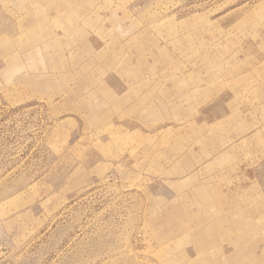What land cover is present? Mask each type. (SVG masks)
Segmentation results:
<instances>
[{
	"label": "rangeland",
	"instance_id": "374dc122",
	"mask_svg": "<svg viewBox=\"0 0 264 264\" xmlns=\"http://www.w3.org/2000/svg\"><path fill=\"white\" fill-rule=\"evenodd\" d=\"M0 264H264V0H0Z\"/></svg>",
	"mask_w": 264,
	"mask_h": 264
}]
</instances>
